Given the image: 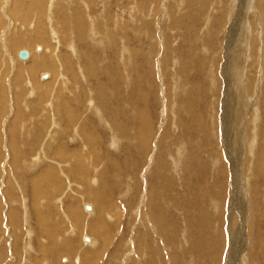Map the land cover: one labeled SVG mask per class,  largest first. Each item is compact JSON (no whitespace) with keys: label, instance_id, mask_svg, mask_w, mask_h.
<instances>
[{"label":"rangeland","instance_id":"rangeland-1","mask_svg":"<svg viewBox=\"0 0 264 264\" xmlns=\"http://www.w3.org/2000/svg\"><path fill=\"white\" fill-rule=\"evenodd\" d=\"M8 1L6 6L0 5V84L7 82L8 85L10 80H14L15 87L12 90L9 87L10 90L7 91H11L9 96L12 104L9 99L5 103L0 102V114L4 113L3 118H0L4 131L3 145H0V236L3 234L0 237V264H22L23 262L17 263L20 255L25 264H84L86 259L83 248L86 244L81 238L86 236L85 240H92L96 237V234L89 233V218L82 217L81 220L80 217L81 222L85 220V233L83 231L80 238H75L76 242H72L75 246L71 250L61 249L64 254L56 256L55 252L60 245L55 246L46 236L47 232L52 231L51 223L58 226V239L71 237L70 240H74L73 236L78 229L73 234L70 226L74 222L67 221V210L73 206L86 214L92 212L93 206L96 212L91 219L95 217V220L101 221L104 217V222L110 224V227L107 226L110 229L109 235L106 236L109 245L105 253V250L102 251V258H96L97 264H264L257 262L262 261L264 254V77L260 78L257 71L264 63V42H261L264 17L259 7V3L263 4L264 0L243 1L246 8H243L240 2L242 0H234L233 4L230 0ZM37 3L40 4L39 8ZM42 6L46 12L39 14ZM258 11H261V16ZM75 15L77 21H74ZM83 21L84 24L81 23ZM84 25H87L86 31ZM88 31H91V35ZM257 31L259 33L256 36ZM246 39L249 40L247 45L250 47L244 45ZM30 41L34 43L31 45ZM56 47L57 50L51 51ZM68 47L74 48L71 50ZM22 48L32 51L38 57L43 55L49 65L45 64L44 68L35 71L33 77L26 76L30 59L22 62L16 58L17 51ZM41 74H47L48 77L42 80L39 77ZM106 76L110 79L109 82ZM26 82L30 85H26ZM57 82H62L63 85L59 83L58 86ZM258 83L260 86L255 87ZM242 90L246 96L243 99L250 101L246 103H254L248 107L242 106L245 114L241 113L242 110L239 111L237 102L238 95H243ZM15 94L17 95L14 98ZM19 94L21 95L18 96ZM17 97L20 98L16 99ZM5 104L7 109H3ZM71 106L77 113L76 120L81 115L77 122L74 119L72 129L69 127L70 123L69 126L65 125L64 120L65 116L68 117L64 110ZM20 111L24 122L28 124L24 127L22 123L19 124L21 126L18 125ZM142 113L145 119L143 127L150 117L152 130L147 131L151 134L148 143L150 145L149 148L146 146L149 152L146 150L148 153L144 154L141 150L143 145H139L136 133L143 129L140 128ZM254 115L260 119L257 120L256 129L252 125ZM234 117L241 118L245 124L235 125ZM3 121H6L5 124ZM39 123H42L41 126ZM46 124H52L51 127L54 126L55 129L49 126L46 129ZM17 125L19 129L22 128V133L30 125L32 128L27 129L34 135L32 138L29 135L18 138L21 146L25 141L26 147L28 146L21 147L20 158L16 154L18 145L14 155L9 143L15 140V133L13 137L10 130ZM194 129L199 132H192L189 139L188 133ZM74 130H77V136L73 133ZM243 130L244 135L240 138ZM121 131H124V136H119ZM50 135H56L54 141L49 140ZM112 136L118 137L117 146H111ZM175 137L184 138L185 140L178 141V144H183L174 145ZM247 140L250 141L249 148ZM29 141L32 144L34 142V145H27ZM38 144L39 149L43 148L48 156L45 160L47 162L43 161V164L53 161L56 164L50 165L56 167L60 174L61 183L55 192L49 185L45 184L44 187V184H39L42 188L37 185V175L46 169L43 164L33 166ZM56 145L60 147L58 149L61 154ZM180 145H183L185 151L182 154L180 152L182 157L177 158L178 165L175 167L174 158L177 152L174 148ZM250 148L254 152H249ZM252 158L254 177L248 178L245 175L247 173L249 176V169L241 161L244 159L248 165L247 160ZM160 167L164 168L162 173L169 186L165 191L156 192L154 171ZM103 171L105 176L102 175ZM247 179L252 181L249 180L248 193L252 191L257 200H263L256 211L263 213L255 216L251 224L246 220L250 197L244 189ZM8 183L12 186L9 187ZM101 186L105 188L101 193H104V204L107 205L98 199H92L93 192L101 189ZM35 187L41 194L35 193ZM9 188L12 192L7 194ZM8 197L14 201L11 199L10 202ZM158 197L160 205L157 211L155 206ZM17 200L20 201V206ZM57 200L60 201L55 203ZM21 201L27 208L25 215ZM97 201L100 205L103 204L102 208ZM28 205H31L30 210ZM84 206L91 207V211L87 212ZM160 212L169 223V229L164 228L165 232H161L157 225L156 216ZM9 213L10 216L13 214L11 217L18 215L20 222L15 221V227L19 232L9 228L13 227L8 224ZM63 214L67 216V220ZM41 216L44 217L47 232L41 228ZM48 217H51L49 221L54 222H49ZM27 223L29 229L32 228L29 245L31 248L27 252L29 259L23 251L28 247L25 243L27 241L23 239L26 238L24 227L27 229ZM41 232L46 234L41 235ZM247 234H251L249 241L255 244L262 242L263 245V254L254 259H248L246 253L250 247L255 251L259 247L249 244ZM95 241L100 242L97 239L93 240ZM100 245L98 244L99 249Z\"/></svg>","mask_w":264,"mask_h":264},{"label":"bare ground","instance_id":"bare-ground-1","mask_svg":"<svg viewBox=\"0 0 264 264\" xmlns=\"http://www.w3.org/2000/svg\"><path fill=\"white\" fill-rule=\"evenodd\" d=\"M29 1V0H28ZM50 1V0H49ZM210 1V0H209ZM219 1V0H218ZM240 1V0H239ZM243 1L244 2H246L247 0H242V1H240L241 3H242V6H243V8H246V7H244L245 5H244V3H243ZM254 2L255 1H257V0H253ZM52 2V1H51ZM230 2H231V4H233V2H234V0H230ZM248 2H252V0H248ZM248 2L246 3V4H248ZM264 2V1H263ZM7 3H9V1L8 0H5L4 2L1 0V3H0V5L1 4H3V5H5L6 6V4ZM53 3V2H52ZM202 3V2H201ZM259 3V2H258ZM203 4V3H202ZM201 4V5H202ZM256 4V3H255ZM48 5H49V3H48ZM199 5V4H198ZM204 5V4H203ZM202 5V6H203ZM208 5V4H207ZM206 5V6H207ZM217 5V4H216ZM224 5V4H223ZM227 5V4H226ZM259 5H261V6H259ZM259 5L257 4V6H259V7H261V9L260 10H262V12H261V14H263L262 16L264 17V3L263 4H260L259 3ZM39 6H40V4H38L37 3V7L39 8ZM45 6V5H44ZM44 6H42L40 9H39V14H41L42 12L44 13V11L46 10L45 9V7ZM196 6V5H195ZM242 6L240 7L241 8V10H242ZM252 6V5H251ZM254 6V5H253ZM4 7V6H3ZM2 7V8H3ZM48 7V6H47ZM200 7V6H199ZM256 7V6H255ZM225 8V7H224ZM235 8V7H234ZM252 8V7H251ZM45 9V10H44ZM197 9V8H196ZM1 10V9H0ZM228 10V9H227ZM230 10V9H229ZM252 10V9H251ZM21 11V10H20ZM231 11V10H230ZM4 12V11H3ZM46 12V11H45ZM226 12V11H225ZM259 12V11H258ZM260 12H259V14H260ZM224 13V12H223ZM19 14V13H18ZM228 14H229V12H228ZM235 14V11H233L232 12V15H234ZM236 14H238V13H236ZM253 14H254V12H253ZM256 14V13H255ZM259 14H258V17H259ZM261 14H260V16H261ZM230 15V14H229ZM231 15V16H232ZM224 16H226V15H224ZM34 17V16H33ZM80 17H82V16H80ZM227 17H228V15H227ZM235 17V16H234ZM254 17V16H253ZM24 18H26V16H24ZM66 18V17H65ZM69 18V17H68ZM75 18H76V15H75ZM90 18V17H89ZM62 19V18H61ZM80 19H82L83 20V18H80ZM80 19H78V20H80ZM93 19V18H92ZM92 19H90V20H92ZM229 19V18H228ZM23 20V19H22ZM63 20H64V18H63ZM67 20V19H66ZM253 20H254V18H253ZM24 21V20H23ZM68 21V20H67ZM74 21H77V18L76 19H74ZM74 21H73V23H74ZM81 21V20H80ZM80 21L78 22V23H80ZM98 21V20H97ZM108 21V20H107ZM158 21V20H157ZM5 22V21H4ZM66 22V21H65ZM64 23V22H63ZM77 23V24H78ZM81 23H85L84 21L83 22H81ZM96 23V22H95ZM244 23V22H243ZM62 24V23H61ZM67 24V23H66ZM76 24V23H75ZM76 24V25H77ZM88 24V23H87ZM90 24V23H89ZM92 24V23H91ZM90 24V25H91ZM63 25V24H62ZM68 25H69V22H68ZM80 25V24H79ZM2 26V25H1ZM67 26V25H66ZM85 26H87V25H84V30H85ZM21 27H22V25H21ZM76 27V26H75ZM83 27V26H82ZM91 27V26H90ZM8 28V27H7ZM88 28H89V26H88ZM88 28H87V30H88ZM94 28V27H93ZM92 28V29H93ZM76 29V28H75ZM91 29V28H90ZM89 29V30H90ZM91 29V30H92ZM98 29V28H97ZM21 30V29H20ZM38 30V29H37ZM48 30V29H47ZM77 30V29H76ZM80 30V29H79ZM93 30H95V28L93 29ZM257 30V29H256ZM82 31H83V28H82ZM86 31V30H85ZM85 31H83V32H85ZM112 31V30H111ZM111 31H110V33H111ZM262 31V30H261ZM8 32V31H7ZM50 32V31H49ZM64 32V31H63ZM68 32V31H67ZM80 32V31H79ZM89 32V33H88ZM87 33L88 34H90L91 35V31H88ZM93 32V31H92ZM32 33V32H31ZM38 33V32H37ZM254 33V32H253ZM258 33H259V31H257L256 32V36L258 35ZM79 34V33H78ZM243 34V33H242ZM250 34V33H249ZM255 34V33H254ZM89 35V36H90ZM260 35V34H259ZM1 36V35H0ZM255 36V35H254ZM37 37V36H36ZM78 37H80V36H78ZM82 38H83V36H81ZM80 37V38H81ZM92 37H93V35H92ZM248 37V36H247ZM79 38V39H80ZM81 38V39H82ZM231 38V37H230ZM253 38V37H252ZM70 39V38H69ZM111 39V38H110ZM123 39V38H122ZM243 39V38H242ZM41 40V39H40ZM116 40V39H115ZM236 40H238V39H236ZM247 40V41H246ZM245 41H246V43L244 44V45H247V43H248V39H246ZM261 42H264V33H263V35H262V37H261ZM36 41V40H35ZM258 41V40H257ZM31 42V41H30ZM37 42H38V38H37ZM259 42V41H258ZM28 43V42H27ZM34 43V41H32L31 42V45ZM235 43V42H234ZM241 43V42H240ZM252 43V42H251ZM60 44H62V43H60ZM108 44V43H107ZM254 44V43H253ZM159 45V44H158ZM64 46V45H63ZM247 46H249L250 47V45H247ZM263 45L261 44V47H262ZM20 47V46H19ZM70 47V46H69ZM68 47V49H71V48H74V47H71V48H69ZM264 47V46H263ZM236 48V47H235ZM57 50V47L56 48H54V49H51V51L52 50ZM246 49V48H245ZM251 49V48H250ZM253 49V48H252ZM258 49V48H257ZM22 50H24L23 48H22ZM71 50H73V49H71ZM26 52H27V58L25 59V60H20V61H22V62H26L27 60H29L30 59V65H28V70H27V74H25L26 76H28V77H31L32 75H34V72L35 71H37V70H39V69H42V68H44L43 66H45V64L47 65L48 63L47 62H45V59L46 58H44V56L43 55H41L40 56V53H39V56L40 57H38V56H36V55H33V53H31V52H29L28 50H25ZM45 51V50H44ZM75 51V50H74ZM242 51H244V50H242ZM18 52V51H17ZM43 52V51H42ZM47 52V51H46ZM54 52V51H53ZM48 53V52H47ZM46 53V54H47ZM58 53V52H57ZM88 53V52H87ZM96 53V52H95ZM242 53V52H241ZM37 54V53H36ZM44 54V53H43ZM49 54V53H48ZM58 55V54H57ZM56 55V56H57ZM74 55V54H73ZM47 57V56H46ZM49 57L51 58V56H50V54H49ZM55 57V56H54ZM16 58H17V53H16ZM48 58V57H47ZM59 58V57H58ZM19 59V58H18ZM64 59V58H63ZM122 59V58H121ZM48 60V59H47ZM56 60V59H55ZM248 60H250V59H248ZM49 61V60H48ZM58 61V60H57ZM17 62H18V60H17ZM53 62H55V61H53ZM58 62H60V61H58ZM62 62V61H61ZM34 63H36V64H34ZM40 63V64H39ZM51 63H52V61H51ZM227 63V62H226ZM1 64V63H0ZM28 64V63H27ZM34 64V65H33ZM38 64V65H37ZM56 64V63H55ZM89 64V63H88ZM96 64V63H95ZM233 64V63H232ZM32 65V66H31ZM49 65V64H48ZM80 65V64H79ZM6 66V65H5ZM13 66V65H12ZM258 66H260V64L258 65ZM31 67V68H30ZM57 67H59V66H57ZM230 67V66H229ZM244 67V66H243ZM63 68V67H62ZM236 68V67H235ZM258 68V67H257ZM256 68V69H257ZM59 69V68H58ZM81 69V68H80ZM264 63L263 64H261V67H259V70H257L258 71V76L261 78V76H263L264 77V75L262 74L263 72H264ZM92 70V69H91ZM3 71V70H2ZM2 71H1V73H2ZM81 71V70H80ZM242 71V70H241ZM240 71V72H241ZM76 72V71H75ZM12 73V72H11ZM63 73H64V71H63ZM94 74V73H93ZM96 74V73H95ZM236 74V73H235ZM242 74V73H241ZM239 75V74H238ZM72 76V75H71ZM213 76V75H212ZM24 77V76H23ZM33 77V76H32ZM42 80H44V79H46L47 77H48V75L47 74H41V76H39ZM57 77H59V76H57ZM80 77V76H79ZM79 77H78V79H79ZM121 77V76H120ZM3 78V77H2ZM60 78H61V76H60ZM73 78V77H72ZM14 79V78H13ZM25 79V78H24ZM57 79H59V78H57ZM62 80H63V78H61ZM106 79H107V82H109V78L106 76ZM259 79V78H258ZM67 80V79H66ZM74 80H75V78H74ZM209 80V79H208ZM231 80H233L232 78H231ZM260 80V79H259ZM61 81V80H60ZM65 81V80H64ZM68 81V80H67ZM67 81H65V82H67ZM95 81V80H94ZM214 81V80H213ZM86 82V81H85ZM10 84H8L7 85V82H5V83H1L0 84V102H3V103H5V102H7V101H9L11 98H10V93H11V91H9V92H7L8 91V89H9V87H10V89L12 90V88H13V86L15 87V81L14 80H10V82H9ZM40 83V82H39ZM58 84V86H60L59 85V83L60 82H57ZM69 83V82H68ZM30 85L29 83H27L26 82V85ZM44 84V83H43ZM61 85H63V83L61 82L60 83ZM87 84V83H86ZM231 84V83H230ZM56 85V86H57ZM65 85V84H64ZM73 85V84H72ZM66 86V85H65ZM99 86V85H98ZM113 86V85H112ZM125 86V85H124ZM123 86V87H124ZM151 86V85H150ZM238 86V85H237ZM260 86V84L258 83L257 84V86H255V87H259ZM57 88V87H56ZM66 88V87H65ZM126 88V87H125ZM178 88V87H177ZM184 88V87H183ZM253 88V87H252ZM9 89V90H10ZM59 89V88H58ZM76 89V88H75ZM176 89V88H175ZM259 88H257V91L256 92H258L259 90H258ZM16 90V89H15ZM18 90V89H17ZM243 90H244V88H243ZM241 91L242 93H243V95H238L239 96V100L237 101L238 102V108H239V111L240 110H242L243 109V105H246L247 107H248V105L250 104H247L246 102H248L249 100L247 99V98H244L243 99V97H246L245 96V94H244V91ZM41 91V90H40ZM101 91V90H100ZM238 91V90H237ZM246 91V90H245ZM102 92V91H101ZM254 92V91H253ZM16 93V92H15ZM99 93V92H98ZM236 94V93H235ZM239 94V93H238ZM253 94L254 93H252V96H253ZM17 94H15V95H13L14 96V98H15V96H16ZM21 94H19L18 96H20ZM27 95V94H26ZM196 96V95H195ZM28 97H30V96H28ZM140 97V96H139ZM18 98H20V97H17L16 99H18ZM89 98V97H88ZM143 98V97H142ZM231 98V97H230ZM252 97H250V99H251ZM9 99V100H8ZM117 99V98H116ZM189 99V98H188ZM192 99V98H191ZM196 99V98H195ZM238 99V98H237ZM253 100H255V98H252ZM23 100V99H22ZM106 100V99H105ZM123 100V99H122ZM246 100V101H245ZM18 101V100H17ZM20 101H21V99H20ZM145 101V100H144ZM160 101V100H159ZM189 101V100H188ZM252 101V100H251ZM257 101V100H256ZM22 102V101H21ZM24 102V101H23ZM146 102V101H145ZM237 102H235V103H237ZM250 102V101H249ZM258 102V101H257ZM9 103V102H8ZM10 103L12 104V101L10 100ZM25 103V102H24ZM27 103V102H26ZM51 103V102H50ZM194 103V102H193ZM234 103V104H235ZM13 104H14V102H13ZM15 104H17V103H15ZM19 104H20V102H19ZM18 104V105H19ZM47 104V103H46ZM195 104H196V102H195ZM194 104V105H195ZM252 104H254V103H252L251 102V104L250 105H252ZM256 104V103H255ZM10 105V104H9ZM237 105V104H236ZM4 106V105H3ZM2 106V107H3ZM14 106V105H13ZM21 106V105H20ZM19 106V107H20ZM50 106V105H49ZM234 106V105H233ZM1 107V106H0ZM8 107V106H7ZM19 107H18V110H19ZM51 107H52V105H51ZM50 107V108H51ZM185 107V106H184ZM254 107H255V105H254ZM4 108H6V104H5V106L3 107V109ZM24 108H26V106L24 107ZM48 108V107H47ZM46 108V109H47ZM64 107H62V109H63ZM189 109H190V107H188ZM242 108V109H241ZM7 109V108H6ZM6 109H5V111H6ZM8 109H10V108H8ZM23 109V108H22ZM45 109V108H44ZM54 109L56 110V108L54 107ZM245 109V108H244ZM251 109V108H250ZM1 110V109H0ZM14 109H12V111H13ZM48 110V109H47ZM59 110V109H58ZM102 110V109H101ZM193 110V109H192ZM257 110V109H256ZM2 111V110H1ZM9 111V110H8ZM7 111V112H8ZM44 111V110H43ZM52 111V110H51ZM60 111V110H59ZM96 111V110H95ZM235 111V110H234ZM243 111H245V110H242V112L241 113H244L245 114V112H243ZM246 111H248L247 109H246ZM255 111V110H254ZM258 111V110H257ZM64 112L67 114V116L68 117H66L65 115V125L66 126H69V123H70V125L71 126H69V127H71V129H72V127H74L73 125L75 124V122H74V119H75V121L77 122L78 121V118H80L81 117V115H80V117L78 116V118H77V120H76V112H75V110H74V108H72V106H71V108L69 107V108H67V109H65L64 110ZM92 112V111H91ZM173 112V111H172ZM231 112V111H230ZM249 112H251L250 110H249ZM248 112V113H249ZM12 113V112H11ZM21 113V111L20 112H18V114H20ZM23 113H24V110H23ZM45 113H46V111H45ZM93 114H95L94 112H92ZM99 113V112H98ZM238 113V112H237ZM240 113V114H241ZM252 113V112H251ZM256 113V112H255ZM4 114V113H3ZM3 114L1 113L0 114V116L2 115V117H0V118H3ZM16 114V113H15ZM22 114V113H21ZM21 114H20V116H18V117H20V118H22V119H20L19 118V123H18V125L19 124H21L22 123V127H24V126H26V125H28V124H26V121L24 122V119H23V117H21ZM26 114V113H25ZM49 114V113H48ZM101 114V113H100ZM104 114V113H103ZM123 114V113H122ZM143 114L144 113H142L141 114V127L140 128H143L144 129V131H143V129H142V131H136V133L138 134V137H139V140H138V143H139V145L140 144H142L143 145V148L141 149L142 150V152H143V154L146 152V153H148L149 151L147 150L148 148H149V145L150 144H148L149 143V141H150V135L151 134H148L147 133V131H150L151 130V121H150V117L148 118V122H147V124H145L144 125V127H143V122H144V116H143ZM148 114V113H147ZM178 114V113H177ZM194 114H195V111H194ZM257 114V113H256ZM6 115V114H5ZM8 115V114H7ZM27 115V114H26ZM31 115V114H30ZM46 114H44V116H45ZM134 115V114H133ZM137 115H138V113H137ZM191 115V114H190ZM14 116V115H13ZM25 116V115H24ZM43 116V115H42ZM148 116H149V114H148ZM192 116V115H191ZM197 116V115H196ZM196 116H194V117H196ZM247 116V115H246ZM8 117H9V115H8ZM46 117V116H45ZM101 117V116H100ZM199 118H201L200 117V115L198 116ZM239 117V116H238ZM264 117V116H263ZM6 118V117H5ZM48 118V117H47ZM50 118V117H49ZM48 118V119H49ZM94 118V117H93ZM176 118H177V116H176ZM244 118V117H243ZM246 118V117H245ZM256 118V119H255ZM258 118V119H257ZM26 119H27V117H26ZM25 119V120H26ZM51 119H52V117H51ZM111 119V118H110ZM113 119V118H112ZM153 119V118H152ZM2 120V119H1ZM4 120V119H3ZM15 120V119H14ZM14 120H12L13 122H15ZM43 120V119H42ZM81 120V119H80ZM175 120V119H174ZM177 120V119H176ZM175 120V121H176ZM190 121H191V119H189ZM234 120H235V125H241V124H245L244 122L242 123V119L241 118H235L234 117ZM257 120H260L259 119V117H256L255 115H254V118H253V120H252V125H253V127H254V129H256L257 127H258V123H257ZM7 121V120H6ZM6 121H3L4 122V124H5V122ZM47 121V120H46ZM49 121V120H48ZM179 121H180V119H179ZM2 122V123H3ZM31 122V121H30ZM34 122V121H33ZM42 122V121H41ZM56 122V121H55ZM98 122H100V121H98ZM104 122V121H103ZM112 122V121H111ZM178 122V121H177ZM195 122V121H194ZM10 123V122H9ZM15 124V123H14ZM17 124V123H16ZM30 124V123H29ZM41 124L42 123H39L38 125H40L41 126ZM50 124V123H49ZM49 124L46 126V129H47V127L49 126ZM106 124V123H105ZM109 124V123H108ZM112 124V123H111ZM115 124H117V122L115 123ZM178 124H179V122H178ZM196 124V123H195ZM259 124H261V123H259ZM18 125L16 126V127H14V128H8V129H11L10 130V133H11V135L14 137V133H15V140H11L9 143H10V148H11V151L13 152V154L15 155V148H17V145H18V153L16 152V154H18V156H17V158H20V154H19V152H20V150L22 149L21 147L24 145L25 147H26V141L25 142H23V144H22V146H21V142H19L18 140V138H22V137H27V135H29V136H31V138H32V136H34L32 133H31V130L29 131L27 128H32L30 125H29V127H25V132L24 133H22L20 130L22 129H19L18 128ZM53 125H55V127H57V124H54V122H53ZM183 125V124H182ZM10 126V125H9ZM19 126H21V125H19ZM52 126V124L49 126V127H51ZM78 126V125H77ZM84 126V125H83ZM116 126V125H115ZM118 126V125H117ZM181 126V125H180ZM185 126V125H184ZM12 127H13V125H12ZM44 127H45V125H44ZM43 127V128H44ZM54 127V126H53ZM53 127H51V128H53ZM55 127H54V129H55ZM119 127V126H118ZM123 127V126H122ZM2 128H3V125H1V123H0V145L3 143V130H2ZM195 128V127H194ZM75 129V128H74ZM120 129V128H119ZM138 129V128H137ZM178 129V128H177ZM66 130V129H65ZM118 130V129H117ZM197 131V132H199V130L198 129H194V130H191V131H189V130H187V131H189V139H190V134L193 132L194 133V131ZM75 131V130H74ZM152 131V130H151ZM56 132H58L57 130H56ZM77 132V130L75 131V132H73V133H76ZM117 132V131H116ZM35 133V132H34ZM72 133V132H71ZM46 134V133H45ZM115 134V133H114ZM114 134H113V136H114ZM119 134V136H124V131H121L120 133H118ZM255 134H256V132L255 133H253V137H255ZM23 135V136H22ZM74 135V134H73ZM116 135V134H115ZM183 135H184V133H183ZM192 135H196V134H192ZM191 135V136H192ZM244 135V130L240 133V138L242 137ZM11 136V137H12ZM22 136V137H21ZM54 136H56V135H50V137H49V140L51 139V140H53L54 141ZM75 136V135H74ZM73 136V137H74ZM76 136H77V133H76ZM111 137L110 139L112 140V142L110 143L111 144V146L112 147H114V146H117L116 145V143L118 144V142H117V138H115V137ZM175 136V135H174ZM44 137H46V135H44ZM78 137H79V135H78ZM136 137H137V135H136ZM184 137V136H183ZM187 137V138H188ZM106 138H107V136H106ZM135 138V137H134ZM13 139V138H12ZM35 139V138H34ZM34 139H32L33 141H34ZM37 139V138H36ZM48 139V138H47ZM79 139V138H78ZM154 139V138H153ZM175 144L174 145H179V144H181L182 142H180L179 144H178V141H179V139L180 140H183L182 138H180V137H175ZM25 140H27V139H25ZM38 140V139H37ZM43 140V139H42ZM48 140V141H49ZM108 140H109V138H108ZM185 140V139H184ZM252 140H254V139H252ZM28 141V140H27ZM48 141H47V143H48ZM174 141V140H173ZM136 142V141H135ZM219 142V141H218ZM253 142H255V140L253 141ZM35 143H37V142H35ZM39 144H41L40 142H38ZM50 143V142H49ZM153 143V142H152ZM187 143V142H186ZM186 143H184V144H186ZM249 143H250V141H248L247 140V142H246V144H247V147L249 148L250 147V145H249ZM39 144H38V146L36 147V149L38 148V152L37 153H35L36 154V159L33 161V166L34 167H36V166H38V165H42L44 162L43 161H45L46 159H48L47 157V153L46 152H44L45 150H43V148H41V149H39ZM57 144V143H56ZM109 144V145H110ZM171 144H172V142H171ZM183 144V143H182ZM3 145V144H2ZM27 145H34V142H33V144H32V142H28V144ZM45 145V144H44ZM52 145V144H51ZM50 145V146H51ZM36 146V145H35ZM146 146H148V148L146 149ZM183 146V145H182ZM182 146L180 145L179 147H177V148H174V151L175 152H177V156L175 155V158H174V166L176 167V165H178V164H176V162H177V160L178 159H180L182 156H181V154L183 153V151H185V150H183V148H182ZM185 146V145H184ZM187 146V145H186ZM222 146V145H221ZM41 147H43V146H41ZM46 147H47V145H46ZM56 147H57V145H56ZM246 147V148H247ZM252 147L254 148V146L252 145ZM0 148H1V146H0ZM26 148H28V146L26 147ZM60 149V147H57L56 149ZM34 149H35V147H34ZM35 149V150H36ZM50 149V148H49ZM54 149V148H53ZM56 149H55V151H56ZM59 149L57 150V151H59ZM115 149V148H114ZM116 150V149H115ZM148 152H147V151ZM256 150V149H255ZM1 151V150H0ZM55 151H54V153H55ZM168 151V150H167ZM170 151H171V149H170ZM245 151V150H244ZM250 151H252L251 150V148H250V150H249V152ZM30 152V151H29ZM32 152V151H31ZM51 152V151H50ZM61 151H59V153H60ZM169 152V151H168ZM180 152H181V154H180ZM252 152H254V151H252ZM63 153V152H62ZM194 153V152H193ZM198 153V152H197ZM219 153V152H218ZM1 154V153H0ZM12 154V153H11ZM28 154V153H27ZM52 154V153H51ZM61 154V153H60ZM173 154V153H172ZM176 154V153H175ZM248 154V153H247ZM255 154V153H254ZM23 155H24V153H23ZM59 155V154H58ZM147 155V154H146ZM61 156V155H60ZM172 156V155H171ZM195 156H196V154H195ZM215 156H216V153H215ZM27 157V156H26ZM50 157V156H49ZM54 157V156H53ZM214 157V156H213ZM222 157V156H221ZM247 157V159H248V156H246ZM253 157H254V155H253ZM16 158V157H15ZM34 158V157H33ZM32 158V159H33ZM63 158V157H62ZM108 158V157H107ZM143 158V157H142ZM178 158V159H177ZM192 158H193V156H192ZM196 158V157H195ZM228 158V157H227ZM1 159V158H0ZM13 159V158H12ZM22 159V158H21ZM191 159V158H190ZM214 159V158H213ZM212 159V160H213ZM236 159H237V157H236ZM245 159V158H244ZM244 159L241 161V163H242V165L243 166H245V168L247 167V169H249V176H248V174L246 173V177H248V178H251L254 174H252V167H253V158H252V160H247L248 162V165L246 164V162L244 161ZM17 160V159H16ZM19 160V159H18ZM26 160V159H25ZM53 160V159H52ZM56 160H59V159H57L56 158ZM75 160V159H74ZM145 160H146V158H145ZM235 160V159H234ZM195 161V160H194ZM216 161V160H215ZM230 161V160H229ZM239 161V160H238ZM15 162H17V161H15ZM39 162H41V163H39ZM47 161H45V163H46ZM50 163L49 164H43L44 165V167L46 168L45 169V172L43 171H41L42 173H40V174H42V175H37V177H39V178H37V185L39 186V184H44V187H45V184L53 191V192H55V191H57V186L58 185H60V183H61V177H59V175L60 174H58V172H57V169H56V167H54V166H52V165H50V164H56V163H54L53 161H49ZM53 162V163H52ZM214 162V161H213ZM240 162V161H239ZM255 162V161H254ZM27 162H25V164H26ZM29 163H31V162H29ZM76 163V162H75ZM159 163V162H158ZM179 163V162H178ZM236 163V162H235ZM94 164V163H93ZM17 165V164H16ZM15 165V166H16ZM59 167H61L60 165H59V163L57 164ZM172 165V164H171ZM7 166V165H6ZM173 166V167H174ZM87 167V166H86ZM101 167V166H100ZM255 167H257L258 168V164H256V162H255ZM41 168H43V167H41ZM59 169H62V168H59ZM79 169H81V168H79ZM78 169V170H79ZM162 169H164V168H162ZM162 169H161V167H160V169L159 168H156V171H154V176L156 177H154L155 179V181H154V183H156L157 185H155L156 187V192H158V190L161 192V191H165V189H166V187L167 186H169V182L167 181V179L165 178V176H164V174L162 173ZM41 170V169H40ZM77 170V171H78ZM86 170V169H85ZM29 171V170H28ZM63 171V170H62ZM62 171H60V172H62ZM76 171V172H77ZM243 171V170H242ZM63 173V172H62ZM102 173V172H101ZM120 174V173H119ZM9 175V174H8ZM35 175V176H36ZM77 175V174H76ZM102 175L103 176H105L106 174H105V172L103 171V173H102ZM114 175V174H113ZM241 175V174H240ZM262 175V174H261ZM15 176V175H14ZM117 176V175H116ZM17 177V176H16ZM74 177H75V175H74ZM254 177V176H253ZM10 180V179H9ZM39 180H42V181H39ZM169 181H171L170 180V178L168 179ZM249 180L251 181V179H247L245 182H246V184H247V186H245L244 187V189H245V191H246V194H249V203L247 204L248 205V211H247V218H246V220H248V221H250V224H251V220L253 219V218H255V216H257V215H262V213H256V211H258L259 210V208L261 207V205H262V199H264V197L261 199L262 201L260 202V200H257L256 199V197H255V194L251 191V192H249L248 193V186H249ZM256 180V179H255ZM233 181V180H232ZM9 182V181H8ZM11 182V181H10ZM252 182V181H251ZM250 182V183H251ZM25 183V182H24ZM23 183V184H24ZM151 183V182H150ZM33 184V183H32ZM183 184V183H182ZM25 185V184H24ZM41 185V186H42ZM151 185H153L154 186V184H151ZM8 186H9V183H8ZM10 186H12V185H10ZM9 186V187H10ZM26 186V185H25ZM35 186H36V183H35ZM41 186H39V187H41ZM153 186H152V188H153ZM171 186V185H170ZM34 187V186H33ZM263 187V186H262ZM42 188V187H41ZM102 189H105L104 187L102 188V186H101V189H99V190H95L94 192H93V198L92 199H94L95 198V201L98 199L99 201H102L101 203H106L105 201V199H104V197H103V194L104 193H101V192H103V191H101ZM6 190H8V189H6ZM12 189L11 188H9V191L8 192H6L7 194H10V192H12L11 191ZM32 190V189H31ZM60 190V189H59ZM18 191H20V190H18ZM35 193L36 194H41V193H38V191L36 190V187H35ZM105 191V190H104ZM239 191V190H238ZM40 192H42L41 191V189H40ZM45 192V191H44ZM231 192V191H230ZM19 193H21V192H19ZM107 193V192H106ZM245 192H243V196H245V194H244ZM101 194V195H100ZM35 195V194H34ZM43 195V194H42ZM58 195V194H57ZM262 195V194H261ZM240 196V195H239ZM264 196V195H263ZM19 197V196H18ZM18 197H16V198H18ZM34 197H36V196H34ZM54 197V196H53ZM37 198H39L40 199V197H37ZM237 198V197H236ZM242 198V197H241ZM244 198V197H243ZM12 199V198H11ZM11 199L9 200V197H8V200L11 202ZM15 199V198H14ZM36 199V198H35ZM248 199V198H247ZM26 200V199H25ZM42 200V199H41ZM47 200V199H46ZM61 200V199H60ZM60 200H57L55 203H57L58 201H60ZM12 201H14L13 199H12ZM18 201V206H20V201L19 200H17ZM37 201V200H36ZM95 201H94V203H95ZM156 201V200H155ZM22 202V209L24 210V212H23V214L25 215V214H27V211H26V207H25V205L23 204V201H21ZM39 202V201H38ZM54 202V201H53ZM159 202H160V200H159V197H158V201H157V204H156V210L159 208L158 206L160 205L159 204ZM242 202V201H241ZM248 202V201H247ZM17 203V202H16ZM97 203H98V201H97ZM245 203V202H244ZM12 204V203H11ZM15 204V203H14ZM13 204V205H14ZM27 204V203H26ZM103 204H101V205H103ZM235 204V203H234ZM257 204V205H256ZM96 205V204H95ZM98 205H100L99 203H98ZM98 205H96V206H98ZM100 205V206H101ZM104 205H107V204H104ZM216 205V204H215ZM29 206V205H28ZM31 206V205H30ZM30 206H29V210H30ZM230 206H232V205H230ZM244 206V205H243ZM87 207H89V206H87ZM3 208V207H2ZM84 208H85V206H84ZM101 208H102V206H101ZM160 208H161V206H160ZM262 208L264 209V206H262ZM11 209V208H10ZM33 209V208H32ZM0 210H2L1 209V206H0ZM12 210V211H11ZM11 210H9V211H11V212H13V209H11ZM87 212H90L91 211V207H89V209H85ZM230 210V209H229ZM68 215L72 218V219H74V220H72L69 216H68V219L70 220V222H69V220H67V216L65 215V214H63L62 216H64L65 217V219L68 221V223H72V222H74V223H72L71 225H73V226H70L71 228H72V230H71V232L74 234L75 232H76V230L78 229V232H77V234H75V236H73L74 237V240H70L71 239V237H70V239H64V240H62V239H58V233H57V228L56 227H58V226H55V225H53V224H51V223H49L50 224V227H53V228H51V232H47L46 230L48 229H46L45 228V223H44V217L43 216H41L40 218H41V220L43 221V223L41 224L42 225V227L41 228H43V231H45V232H47V237L49 238V239H51L52 240V242L54 243V245L55 246H59V249L55 252V255L56 256H58V255H61V254H64V253H62L61 252V249H69V250H71L74 246H75V244L74 243H72V242H76V240H75V238H80V235L82 234L83 235V231H84V233H85V220H83L84 222H81V220L83 219V218H89V220H88V230H89V233L90 234H96V237L94 238V239H97V241L98 240H100V242L99 243H96V241L95 242H93V240L94 239H92V240H90V238H88V240H85V238H86V236H84V237H82L81 239H83V240H81V241H83L85 244H86V246L83 248V256H84V258L86 259V261L84 262V264H97L98 263V261L96 260V258H102V255H104V253L106 252V250H107V247H108V240H107V238H106V236L107 235H109V231H110V229H108L109 227H110V224H108L109 225V227H107L108 225L104 222V217H100V216H98L97 214V216H98V218L100 217L101 218V221H100V219H97V220H95V217H94V219H91L93 216H95V213L94 212H96V211H94V209H93V206H92V212L91 213H85V212H82L81 211V209L79 208H75V206H73V207H70V208H68ZM104 211V210H103ZM103 211H101V212H103ZM106 211V210H105ZM158 211V210H157ZM99 212V211H98ZM144 212V211H143ZM234 212V211H233ZM251 212H252V214H254L253 215V217H252V214H251ZM261 212V211H260ZM159 213V212H158ZM8 214V213H7ZM17 214V213H16ZM41 214V213H40ZM46 214V213H45ZM102 214V213H101ZM105 214V213H104ZM157 214V213H156ZM13 215V214H12ZM11 215V216H12ZM21 215V214H20ZM160 215V216H159ZM10 216V213H9V215H8V217ZM9 217V225L10 226H13V227H9V228H13V229H16V227H15V225H16V222H20V219H19V217H18V215H14V217ZM38 216V215H37ZM52 216V215H51ZM27 217V216H26ZM29 217V216H28ZM53 217V216H52ZM80 217H81V220H80ZM83 217V218H82ZM154 217V216H153ZM157 218H156V221H158L157 222V225H158V228L160 229V231L162 232V231H164L165 232V229L164 228H168L169 226V223H167L166 222V220H165V218H164V216L163 215H161V212H160V214H158L157 216H156ZM234 217V216H233ZM24 218H25V216H24ZM49 218H51V217H48L47 219H48V221L50 220ZM63 218V217H62ZM97 218V217H96ZM110 218V217H109ZM231 218H232V216H231ZM38 219V218H37ZM46 219V220H47ZM146 219V218H145ZM34 220V219H33ZM16 221V222H15ZM51 221H53V220H51ZM51 221H49V222H51ZM63 221H65L64 219H63ZM67 221H65L64 223H67ZM39 222V221H38ZM54 222V221H53ZM101 222V223H100ZM245 222V221H244ZM244 222H242V223H244ZM37 223V222H36ZM28 224V223H27ZM75 224V225H74ZM103 224H105V225H103ZM117 224H120L119 222H117ZM7 225V224H6ZM21 225V224H20ZM112 225V224H111ZM241 225V224H240ZM76 226V227H75ZM113 226V225H112ZM20 227H22V226H20ZM23 227H24V225H23ZM46 227H49V225H47ZM118 227V226H117ZM25 228V231H26V233L27 234H25L26 235V238H23V239H25V241H27V242H25V243H27L28 244V247H25V249L23 250V248H22V250L24 251V254L26 255L27 254V252L28 251H30V237L32 236V231H30L32 228H30L29 229V224H28V226H27V229H26V227H24ZM40 228V227H39ZM80 228V229H79ZM115 228V227H114ZM251 228V227H250ZM264 228V227H263ZM262 228V229H263ZM13 229H12V231H13ZM23 229V228H22ZM37 229H38V226H37ZM169 229V228H168ZM248 229H249V227H248ZM248 229H247V231H248ZM4 230V229H3ZM17 231H18V229H16ZM70 230V229H69ZM21 231V230H20ZM39 231H42V229H40ZM49 231V230H48ZM1 232H3V231H1ZM19 232V231H18ZM22 232V231H21ZM38 232V231H37ZM36 232V233H37ZM13 233H14V231H13ZM42 233V232H41ZM44 233V232H43ZM41 234V235H45V234ZM23 234V235H24ZM40 234V233H39ZM67 234V233H66ZM70 234V233H69ZM3 235V234H2ZM1 235V236H2ZM8 235H10V234H8ZM11 235H12V232H11ZM72 235V234H71ZM113 235V234H112ZM111 234H110V236H112ZM251 235V234H250ZM249 235V236H250ZM0 236V237H1ZM13 236V235H12ZM16 236V235H15ZM67 236V235H66ZM70 236V235H69ZM249 236H248V234H247V240L249 241ZM11 237V236H10ZM20 237H22L21 235H20ZM35 237V236H34ZM64 237V236H63ZM109 237V236H108ZM14 238V237H13ZM44 238V237H43ZM65 238V237H64ZM67 238H68V236H67ZM121 238V237H120ZM3 239V238H2ZM38 239V238H37ZM109 240H111V237H109L108 238ZM4 240H6V239H4ZM16 240H18V239H16ZM22 240V239H21ZM13 241L15 242V240L13 239ZM50 241V240H49ZM65 241V242H64ZM2 242H5V241H2ZM42 242V241H41ZM40 242V243H41ZM55 242H57L56 244H55ZM82 242V243H83ZM102 242H103V245H102ZM8 243V242H7ZM16 243V242H15ZM18 243V242H17ZM21 243H23V242H21ZM83 243V244H84ZM241 243V242H240ZM61 244H64L63 246H61ZM84 244V245H85ZM98 244L100 245V249H101V251H100V249H99V246H98ZM249 244L250 245H255L254 247H259V249L257 250V251H255L254 250V248L252 247H250V250H249V252L248 253H246L247 254V257H248V259H251V258H256V256L258 255H262L263 253H262V251L261 250H263V245H262V242H260V243H254V242H252V241H249ZM9 245V244H8ZM43 245V244H42ZM42 245H40L39 247H40V249H41V246ZM14 246V245H13ZM26 246V245H25ZM52 246V245H51ZM8 247V246H7ZM6 247V248H7ZM11 247V246H10ZM20 248H21V246H20ZM45 248V247H44ZM48 248H50V247H48ZM15 249V248H14ZM52 249H54V248H52ZM81 249H82V247H81ZM45 250V249H44ZM49 250V249H48ZM55 250V249H54ZM103 250H105L104 251V253L101 255V253H102V251ZM243 250V249H242ZM26 251V252H25ZM63 251V250H62ZM246 251H248V249L246 250ZM15 252V251H14ZM40 252V251H39ZM64 252V251H63ZM14 254V253H13ZM16 254V253H15ZM99 254V255H98ZM245 254V253H244ZM7 255V254H6ZM16 256H18V255H16ZM89 256V257H88ZM246 256V255H245ZM5 258V257H4ZM18 258V257H17ZM21 258V255L19 256V260H18V262L17 263H21V262H23L22 264H25L26 262L23 260L24 258H22V259H20ZM26 258H28L29 259V256H28V254H27V257ZM83 258V259H84ZM27 259V260H28ZM258 259V258H257ZM256 259V260H257ZM59 260V259H58ZM48 261V260H47ZM76 261L78 262L79 260H78V258L76 259ZM2 262V261H1ZM12 262V261H11ZM50 262V261H49ZM76 262V263H77ZM252 262H253V260H252ZM257 262L259 263V262H263L264 263V254H263V257H262V261H258L257 260ZM14 263V262H13ZM52 263V262H51ZM8 264V263H7ZM44 264H48L47 262H44ZM58 264V263H57ZM61 264V263H60ZM256 264V263H255Z\"/></svg>","mask_w":264,"mask_h":264},{"label":"water","instance_id":"water-1","mask_svg":"<svg viewBox=\"0 0 264 264\" xmlns=\"http://www.w3.org/2000/svg\"><path fill=\"white\" fill-rule=\"evenodd\" d=\"M17 58H19V60H25L27 58V52L25 50H19L17 52ZM263 168H264V162H263ZM85 209H89V207H85Z\"/></svg>","mask_w":264,"mask_h":264}]
</instances>
